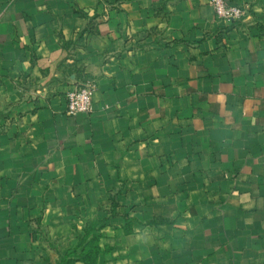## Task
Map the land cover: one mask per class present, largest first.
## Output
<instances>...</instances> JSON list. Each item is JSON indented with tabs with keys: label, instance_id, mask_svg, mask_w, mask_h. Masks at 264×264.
Listing matches in <instances>:
<instances>
[{
	"label": "crops",
	"instance_id": "obj_1",
	"mask_svg": "<svg viewBox=\"0 0 264 264\" xmlns=\"http://www.w3.org/2000/svg\"><path fill=\"white\" fill-rule=\"evenodd\" d=\"M210 1L0 0V264H264V0Z\"/></svg>",
	"mask_w": 264,
	"mask_h": 264
},
{
	"label": "built area",
	"instance_id": "obj_2",
	"mask_svg": "<svg viewBox=\"0 0 264 264\" xmlns=\"http://www.w3.org/2000/svg\"><path fill=\"white\" fill-rule=\"evenodd\" d=\"M210 3L219 19L239 21L245 15L244 9L230 6L226 0H211ZM97 88L98 86L95 81L88 80L75 90L70 91L67 95L68 115L76 117L92 114L95 110L94 95Z\"/></svg>",
	"mask_w": 264,
	"mask_h": 264
},
{
	"label": "trees",
	"instance_id": "obj_3",
	"mask_svg": "<svg viewBox=\"0 0 264 264\" xmlns=\"http://www.w3.org/2000/svg\"><path fill=\"white\" fill-rule=\"evenodd\" d=\"M103 251L99 245V239L93 237L90 241L85 243L83 260L85 264H98ZM68 264H76L75 261L71 260Z\"/></svg>",
	"mask_w": 264,
	"mask_h": 264
}]
</instances>
